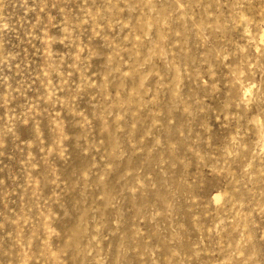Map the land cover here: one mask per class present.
<instances>
[{
    "label": "rangeland",
    "instance_id": "obj_1",
    "mask_svg": "<svg viewBox=\"0 0 264 264\" xmlns=\"http://www.w3.org/2000/svg\"><path fill=\"white\" fill-rule=\"evenodd\" d=\"M0 264H264V0H0Z\"/></svg>",
    "mask_w": 264,
    "mask_h": 264
}]
</instances>
